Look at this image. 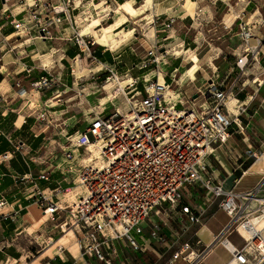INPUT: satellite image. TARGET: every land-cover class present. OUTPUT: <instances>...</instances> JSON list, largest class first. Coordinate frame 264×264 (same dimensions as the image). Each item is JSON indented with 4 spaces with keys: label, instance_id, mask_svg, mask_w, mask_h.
<instances>
[{
    "label": "crops",
    "instance_id": "obj_1",
    "mask_svg": "<svg viewBox=\"0 0 264 264\" xmlns=\"http://www.w3.org/2000/svg\"><path fill=\"white\" fill-rule=\"evenodd\" d=\"M31 1L33 0H0V200H5V203L0 206V264L5 262L8 264L14 262L105 264L83 254L77 244V237L75 250L57 244L61 238L37 254H34V251L38 250L31 246L33 240L40 242L42 236L46 240L53 239L55 233L62 230L60 224L64 221L67 211L60 210L55 220L47 219L38 208L34 193L36 190L54 191L60 185L65 187L75 181L77 169L72 170L69 176H65L63 169H60L61 166L66 165L63 152L54 153L52 146L54 142H57L61 149L69 148L65 138L81 130L76 126L77 120L83 117L88 121L90 119L88 115L93 112L92 104L94 103L85 98L81 89V87L86 89L87 84L84 80L89 78L88 71L81 72L83 60L81 55H86L85 60H87L90 58L89 52L84 53L77 45L59 38L63 31L66 34L71 33L72 27L67 26V23L51 22L54 35L51 39L40 38L36 26H32L28 32L14 29L11 24L12 19H21L27 24L34 23L26 11V3ZM51 1L54 2V0ZM58 1L60 0H55L54 3ZM73 1L80 5L73 13H79L81 23L77 27L82 25L84 27L81 28L82 30L90 20L88 11L92 14L95 10V13L101 16L100 21L96 23V30L90 31L86 27L94 33L103 29L100 22L107 16L104 15L106 7L131 0H94V10L86 6L89 0ZM103 5L106 7L98 10ZM219 6L225 9L220 14ZM141 11L145 14H153L158 21H162L161 28H165L166 24L171 27L175 23L184 27V33H181L182 39L173 47L161 44L169 54L168 63L164 67L167 73L162 72L163 78L170 83L173 90L177 91L181 100H183V94H186L182 92L184 81H193V79L188 70L180 73L181 68L186 65L180 59L172 58L173 54L179 56L181 52L185 55L193 52L195 59L192 58V60L196 62L199 59L197 51L200 46H206L205 43L211 45L212 41L224 40L234 27L240 30V22H247L256 37L264 36V0H151L147 5L141 6ZM38 12L42 18L46 16L44 8H38ZM171 18H174V21L168 23ZM220 27L230 30L221 32L216 39L211 38L213 40L205 38L204 33L207 29L216 32ZM236 35L239 36V31ZM150 46L153 45L148 47ZM174 48L178 51L170 54ZM215 50L217 56L220 54L227 60L226 78L228 75L236 74L231 80L228 79V82L235 79L237 81L240 76L243 80L235 83L228 103L229 112L236 117L240 126L234 123L227 142L213 148L208 164L215 179L225 189L246 193L264 179V44L258 47L255 60L249 62L244 73H241L236 66L237 58L234 57L236 51L230 49L226 51L224 43L218 44ZM90 51L100 61L115 65L119 72L125 73L123 78L142 74L137 66L139 61H130L127 56L122 57L126 49L118 53L119 50L112 49L109 42L97 40ZM216 58L214 57L213 61L210 60L209 64L215 65ZM91 60L92 58H90L92 67L88 68L89 71L92 70L90 77H94L93 83L101 82L103 72H96L99 66L95 60ZM170 73L175 74V82L172 81ZM178 73H180L179 77H177ZM44 75H52L55 83L47 89L35 88L32 83ZM208 80L209 78L206 81ZM204 83L200 84L197 90ZM140 85L142 84H139V88ZM22 90L23 93H21ZM196 93L190 97H194ZM240 103L246 107L241 113L237 108ZM42 113L45 114L44 120L39 118ZM6 151H10L11 157L2 159L1 155ZM41 173H46L48 179H41ZM194 193L196 200L201 198V201L199 200L196 204L198 207V204L200 206L206 197L205 192L200 194L199 190H196ZM213 202L218 200H210L202 225H183L181 232H175L166 225L169 227L168 232L165 230L162 232L165 237L171 236L173 241L171 245L163 246L164 251H167L170 246L176 250L187 241H190L197 250L200 248L195 245H201L204 248L210 246L216 234L228 221V216L221 208L207 213ZM194 229L196 232H193ZM195 234L199 237L200 243L196 244L192 241ZM146 236L147 233H145ZM230 236L228 238L232 240ZM142 238L137 234L136 240L142 245L146 243V247H140L137 250L126 244L124 239L118 240L115 243L116 254H112V264L225 263L215 252L216 243L209 250L214 251L216 256L206 254L197 262L188 263L182 258L173 259L171 255L162 261L161 250L156 249V245L150 246L152 240L148 241L145 238L146 241H144ZM111 250L109 252H112ZM46 253H49V259L41 262V258Z\"/></svg>",
    "mask_w": 264,
    "mask_h": 264
},
{
    "label": "built area",
    "instance_id": "obj_2",
    "mask_svg": "<svg viewBox=\"0 0 264 264\" xmlns=\"http://www.w3.org/2000/svg\"><path fill=\"white\" fill-rule=\"evenodd\" d=\"M79 6L73 0L58 3L33 0L26 3V11L34 23L12 19L11 24L15 30L25 32L36 26L40 38L51 39L54 36L51 22L67 23L72 32L63 31L59 38L77 45L84 53L89 52L99 66L96 72L103 71V86L111 84L115 96L123 94L130 109L120 113L119 108H115L108 115L91 114L82 130L67 135L72 146L62 149L66 165L60 169L65 176L77 169V175L71 185H60L54 191H35V202L42 215L55 220L60 210L67 211L60 224L62 230L70 225L83 254L112 264L118 240L128 241L135 250L141 247L135 234L144 241H166L155 219L159 213L168 216L161 210L164 204L178 208L180 220L184 217L191 224L201 222L210 199L205 197L198 207L192 205L186 199L189 192L182 191L184 185H188L192 190L201 188L205 195L217 199L228 221L210 246L197 251L187 241L173 251L171 257L197 262L215 243L235 233L243 243L238 245L229 239L227 250L234 264H264V179L246 193L225 189L208 164L213 148L227 142L234 123L240 126L228 108L236 79L228 82L212 77L198 90L196 97H190V106L180 107L181 98L162 75L169 58L167 49L161 44L148 47L137 65L141 76L123 78L125 73L119 72L115 65L93 56L90 48L97 40L86 27L83 30L77 27L81 18L73 11ZM86 6L94 10V0L86 2ZM41 7L46 13L43 18L38 12ZM87 15L90 17L89 11ZM173 21L171 18L168 23ZM239 37L245 46L236 66L244 73L249 62L255 60L258 47L264 44V36L256 37L247 22H240ZM171 78L175 82V74H171ZM54 83L52 75H44L32 85L47 89ZM199 96L201 101L194 102ZM134 100H139V109L134 106ZM237 108L239 113L246 109L243 103ZM39 118L44 120L45 114H40ZM10 157V151L1 155L2 159ZM40 178L47 180L48 176L41 173ZM190 194L195 198V193ZM4 203L5 200H0V206ZM144 223L149 226L148 232ZM195 241L201 242L199 238ZM247 244L251 249H246Z\"/></svg>",
    "mask_w": 264,
    "mask_h": 264
},
{
    "label": "rangeland",
    "instance_id": "obj_3",
    "mask_svg": "<svg viewBox=\"0 0 264 264\" xmlns=\"http://www.w3.org/2000/svg\"><path fill=\"white\" fill-rule=\"evenodd\" d=\"M137 1L139 0H131L129 1L132 5H134ZM53 2V1H52ZM55 2V0H54ZM53 2V3H54ZM104 7H106L105 5L101 6L100 8H98V10L103 9ZM220 7V6H219ZM118 8V5H114L112 7H106V12H104V15L106 14V18L104 17V20H102L100 22V25H102L103 27H106L107 25L111 24V23H115V22H119L122 23L118 29H116L113 33H112V37L113 39H117L116 42V46H114L112 49H116L119 50L118 53H122L121 51H124L126 49L125 52L122 53V57L123 56H127V59H129L130 61H135L138 62L140 61L142 58L145 57L146 55V47H148L149 45H155V44H163L165 46L168 45V47H173V45H175L177 42H179L180 39H182L181 37V33L183 34V30L184 27L180 26V25H176V23L169 27L167 26V24L165 25V28H161L162 26V21H158V19H156V17H154L153 14H145L144 11H141V6L135 5L134 6V11L132 15H128L129 20L124 21L122 15H119L116 12V9ZM224 7L221 6L220 10H219V14L223 12ZM110 11L108 14L107 12ZM90 20L88 23H91L88 25V23L86 25H84L85 27H88V29L90 31H94L96 30L97 27L96 23H98L97 21H100L101 16H98V14L95 13V10L92 12L90 11ZM108 17V18H107ZM212 21V20H211ZM95 22V23H94ZM169 22V21H168ZM208 23V22H206ZM209 27V26H208ZM81 28H84L81 25ZM210 30V29H209ZM208 29L206 30V32L204 33V36L206 39L208 40H213L216 39V36L221 35V32H225L227 30L230 29H225L223 27L218 28V31L213 32V31H209ZM239 30H237L236 27H234V29H231L229 31V33L227 34V36H225L224 40H216L212 41L211 45H208L207 43L206 46H200V49H198V56L199 59L196 60V62H193L192 58H194V54L195 53H191L188 52L187 55H185L183 52L180 53L179 56H176L175 54H173L172 58L174 59H180L181 61H183V63L186 65L184 68H181L180 73L188 70L191 74H192V79L191 80H186L184 81L183 85H182V92L186 93L183 94V100H182V104H180V107H187L190 106V101L189 98L190 96H192L193 93H196L198 90L197 88L200 86V84L204 83L208 78H215V79H225L228 81L231 80V78H233L235 75L230 76L228 75V78H226L227 72L226 69L228 68L226 65V59L223 58L222 55L218 54V56L216 55V46L218 44H225L226 45V51L228 49H230L231 51H236L234 57L238 58L239 55L242 53V50L244 48V42L243 40L236 35V33H238ZM94 36L98 35L99 37H102L104 35V29H102L101 31H97L93 33ZM213 38V39H211ZM100 41V40H99ZM105 42H109V41H105ZM110 45V42H109ZM116 47V48H115ZM181 50V48L179 49ZM173 51L176 53L178 51V49L174 48L171 52L173 53ZM86 55L82 54L81 55V59H83L81 61V72H85L87 73V78L86 80H84V82H86V89L84 87H81L82 90V94L85 95L86 99H90L91 102L93 101L94 103L92 104L93 106V112L91 113L92 115L94 114H99V113H103L104 115H108L110 114L112 111H114L115 107H119L123 112H127L130 109V103L127 100V98L123 95V94H117L115 97H110V94L112 91L111 84L103 86V82H99L96 81V83L94 82V79L91 78V71L88 70V68H91L92 65L90 64V58H88L87 60H85ZM214 57L216 58L214 63L215 65L209 64V61H213ZM195 59V58H194ZM92 61V60H91ZM199 65V66H198ZM166 71V72H165ZM103 72V71H102ZM164 74L167 73V70H163L162 71ZM80 73V71H79ZM180 73H178L177 77H179ZM249 76V74L247 75ZM246 77V75L244 76ZM241 78V79H240ZM183 79V78H181ZM238 80L242 81V76L237 78ZM124 84V83H123ZM140 88H142V85H140ZM191 94V95H190ZM189 95V97H188ZM130 96V94L128 95ZM137 98V97H136ZM201 97H197L196 98V103H199L201 101ZM133 100V99H130ZM88 115V117H90V115ZM77 125L78 127L81 128V130L84 128V125L86 123L87 120H84L83 117H81V120H77ZM66 139V138H65ZM66 141V140H65ZM67 146H70L69 142L67 141ZM54 146H52L54 148V153H62V149L60 148L59 144H57V142H54L53 144ZM72 146V145H71ZM70 146V147H71ZM46 152V151H45ZM212 166L214 167V163L212 164ZM219 182V181H217ZM191 190V191H190ZM196 190H199L200 194H203L204 190L201 188H194L193 190L191 189V187H188V185H184V187L182 188V191L184 193L187 194V192H189L186 195V199L192 204V205H196L197 202L199 203V200L201 201V198H197V200L192 197L191 193H194ZM206 197H208L210 200H212L213 198L211 197V195L206 194ZM61 197L63 198V195L61 194ZM205 198V197H204ZM199 206V204H198ZM164 209H161L162 211H166L168 216H165V214L163 213H159L158 216L155 217L156 222L160 223V227H161V234H163L162 230H165V232H168L169 227L172 228L175 232H181V227L183 225H202V221L204 222V216L205 214L201 217V222H197L194 224H191L190 221L188 222V220L186 218H182L180 220V218H178L179 216V209L175 208L173 206L170 205H163ZM216 208H220L218 205V202H213L211 204V207L208 208V212H210V210L212 211L213 209ZM207 211V210H206ZM163 221L166 223L164 225ZM169 226V227H166ZM49 226V225H47ZM50 227V226H49ZM144 227L146 228V232L149 231V226L147 223H144ZM60 229V227H58ZM66 230H60L59 232H56L53 239H48L46 240L45 237L42 236V240L40 242H35L34 240L31 242V246L38 251H34V254H37L39 251H41L42 249L48 247L49 245H52L53 243H56V241L61 238V240L59 242H57V244H61V245H65L67 247H70L72 250H75L77 247L76 245V233H74V231H69L70 230V225L67 226L65 228ZM196 229L193 230V232ZM135 237L137 239V234H135ZM197 238H199L196 234L194 235V237L192 238V241L194 242ZM230 238L238 245H242L243 240L240 239V237L237 234H232L230 236ZM152 243L150 246H154L156 245V249H160L162 255V261L164 259L167 258L168 255H172L174 248L173 246H170L167 251H164L165 248L163 247L164 245H171L173 238H171V236H166V241H168L166 243V241H157L155 239H151ZM196 242V241H195ZM125 243L130 245L128 243V241L125 240ZM141 244V243H140ZM146 244V243H145ZM145 244H141L140 246L142 248H145ZM195 244V243H194ZM197 244V243H196ZM198 246L197 251L202 250L204 247L201 245H195ZM131 247V245H130ZM149 247V245H148ZM55 246L52 248L54 250ZM213 252V253H212ZM206 254H212L214 256H216V253L214 251H207ZM205 254V255H206Z\"/></svg>",
    "mask_w": 264,
    "mask_h": 264
},
{
    "label": "bare ground",
    "instance_id": "obj_4",
    "mask_svg": "<svg viewBox=\"0 0 264 264\" xmlns=\"http://www.w3.org/2000/svg\"><path fill=\"white\" fill-rule=\"evenodd\" d=\"M150 1L151 0H139L134 5H132L129 1H127L126 3L119 4L118 8L116 9V12L119 15H122L124 21H127V20H129L128 15H132L133 14L135 5L144 6V5H147L148 3H150ZM121 24L122 23L115 22V23H111V24L107 25L106 27H103L104 35L102 37H99L98 35H96L95 36L96 40L109 41L110 42V47L113 48L114 46H116L117 39H113V37L111 35L116 29H118L120 26H122ZM33 93H34L36 99H38L37 98V93L35 91ZM114 96H115L114 93L111 92L110 97H114ZM133 104H134V106L137 109L140 108L139 100H134ZM119 112L122 113L123 111L119 108ZM69 231H72V230H69ZM229 242H230L229 238H226V239H223V240L219 241L218 243H216L215 252L217 253L218 256L221 257L222 260L226 261L229 264H234V262L232 260V255L227 250V246H228ZM246 249L247 250L251 249V245L247 244L246 245ZM49 257H50L49 253H46L41 258V262L47 261L49 259Z\"/></svg>",
    "mask_w": 264,
    "mask_h": 264
},
{
    "label": "water",
    "instance_id": "obj_5",
    "mask_svg": "<svg viewBox=\"0 0 264 264\" xmlns=\"http://www.w3.org/2000/svg\"><path fill=\"white\" fill-rule=\"evenodd\" d=\"M197 96V94L196 95H194V97H196Z\"/></svg>",
    "mask_w": 264,
    "mask_h": 264
}]
</instances>
